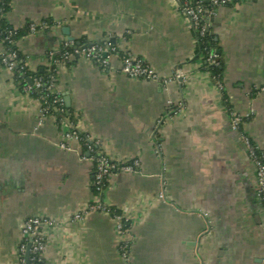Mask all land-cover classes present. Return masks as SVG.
I'll list each match as a JSON object with an SVG mask.
<instances>
[{"label": "crops", "instance_id": "0c3cea01", "mask_svg": "<svg viewBox=\"0 0 264 264\" xmlns=\"http://www.w3.org/2000/svg\"><path fill=\"white\" fill-rule=\"evenodd\" d=\"M188 1L12 0L6 16L15 27L51 21L16 42L30 74L53 68L49 50L79 41L111 42L159 78L124 74L116 54L106 65L72 56L57 64L54 85L69 114L49 111L40 123L41 96L0 62V264H20L23 224L34 215L55 220L43 227L48 264H264L256 165L231 122L233 110L241 114L264 154V0L207 16L221 79L200 53L181 7ZM72 129L113 160L138 161L107 181L112 213L88 211L96 164L65 136ZM115 214L130 231L128 261Z\"/></svg>", "mask_w": 264, "mask_h": 264}, {"label": "built area", "instance_id": "2783aa9c", "mask_svg": "<svg viewBox=\"0 0 264 264\" xmlns=\"http://www.w3.org/2000/svg\"><path fill=\"white\" fill-rule=\"evenodd\" d=\"M228 0H210V2L214 6L223 5ZM182 9L184 10L187 17L190 19L192 25L201 35L205 34L207 29L206 18L214 13L215 9H207L203 4L202 0H198L195 4H190L186 2L181 4ZM49 27L46 21L41 22H32L31 23V32H37L40 30H45ZM72 46H74L73 51L66 50L62 53L61 57H56L55 50H49L48 56L54 63H63L69 61L72 56H80L89 60L97 61L103 65L107 64V57L109 54L119 55L121 58V71L130 76L137 78H145V79H158L159 76L155 69L148 64L142 58L135 57L129 53H121L116 45L111 42L104 43H96V44H86L79 46H75L74 42H70ZM66 45H69L67 43ZM2 53V61L5 67L9 70L13 71L14 66L17 64L18 52L17 50H13L10 48H6L3 46L1 48ZM219 54L217 51L213 50L209 53L207 60L209 64L218 65ZM22 63L21 68L27 67L26 61L20 60ZM45 83L47 84L46 88L48 91L46 95L41 96L42 107H41V120L45 116L46 113L50 110V104H48V97L52 94L54 88L53 80H47L44 82L41 76L35 77L32 79L31 83H27L24 86V89L32 92L34 88H42ZM220 87L222 84L220 83ZM54 104H58L60 110H64L63 106V98L59 95H56L54 100ZM243 116L236 111L231 112V122L232 127L239 133V139L241 142L247 147L249 154L256 165V177H257V196L258 198L264 202V154L261 152L258 145H256L252 139L247 135V133L243 129ZM67 138L75 139L83 143L86 148L89 150L91 154V158L95 162L96 166L94 169L93 175V186H94V200L90 204L88 211L91 210H99L105 213H112L113 210L109 204H106L103 201V193L105 190V186L110 176L114 173V171L122 170V171H134L136 166L138 165V161L133 163H122L117 160H113L108 155H106L100 149V142L92 141L88 136H83L76 129L69 130L65 133ZM62 147L67 148L66 144H61ZM116 220V229L119 236V244L120 250L122 252V256L125 260L130 259L129 246L131 241L130 231L128 227H126V222L122 214H115ZM84 214L82 213H74V220H83ZM55 220L51 218H46L43 216H30L27 218L23 224L22 232L24 235V241L20 245V254L21 260L20 264H29L27 258H25L26 252L28 248L30 249V255L33 254L31 260H39L40 264H48L43 260V253L45 250V237L43 233V227L45 225H54ZM29 255V256H30Z\"/></svg>", "mask_w": 264, "mask_h": 264}, {"label": "trees", "instance_id": "16d2710c", "mask_svg": "<svg viewBox=\"0 0 264 264\" xmlns=\"http://www.w3.org/2000/svg\"><path fill=\"white\" fill-rule=\"evenodd\" d=\"M197 1L198 0H191L188 2L190 4H195ZM238 1H240V0H228L225 3V5L234 4ZM11 2H12V0H0V44L2 46H5L6 48L17 50V52H18V59H17L18 61H17V64L13 68V73H14L15 79L20 82V86L23 88L29 82L28 81L29 77H31L33 79L35 77L41 76L43 78L44 82H46L47 80H53V82L55 84L57 81V71H56L57 70L56 69L57 63H54L55 65H53V68L51 67L49 70H46L43 72H38V73H33V74H30L27 67L21 68L22 63H20L19 61L24 60L25 57L18 50L16 42L22 36L31 32L30 26H31L32 21L27 22L22 27H15L11 23H9L6 15L12 8ZM202 2L206 6L207 9H212V8L216 9L218 7V6H214L210 2V0H202ZM44 21H46L48 23V25L51 24L50 20H44ZM197 36H198V40H199L200 53L203 54L205 58L208 57V55L211 51H213V50L217 51L216 41L214 40V37L210 33L209 30H206L205 34H203V35H201L199 32H197ZM82 45H86V44L83 43ZM66 50L73 51L74 46H72L70 44L69 45H66V44L63 45L60 52H58L56 54V57L60 58L62 53L65 52ZM218 61H219L218 65H212V64L208 63V67L214 76L221 79L222 78V65H221V60H220V54H219ZM0 62L3 64L1 50H0ZM46 86H47V84L45 83V85L42 88H34L32 93L35 96L46 95V92L48 91ZM56 95L57 94L53 88L52 94L48 97V104L51 103L49 111L56 113L59 116L65 117V116H67V114H69V112L67 111L68 109L64 105L63 106L64 110H60L59 105L53 103V100H54ZM57 108L59 110H57ZM32 257H33V254H31L28 258L29 264H40L39 260H31ZM25 258H26V256H25Z\"/></svg>", "mask_w": 264, "mask_h": 264}, {"label": "water", "instance_id": "95a60500", "mask_svg": "<svg viewBox=\"0 0 264 264\" xmlns=\"http://www.w3.org/2000/svg\"><path fill=\"white\" fill-rule=\"evenodd\" d=\"M64 30H65V29H64ZM65 32H66L67 34H69V31H65ZM68 39L71 40V41H74V40H75V38L72 37V36H69ZM80 44H81V42L77 41V42L75 43V46H79ZM29 255H30V249L28 248V250H27V252H26V257H27V259L29 258Z\"/></svg>", "mask_w": 264, "mask_h": 264}]
</instances>
